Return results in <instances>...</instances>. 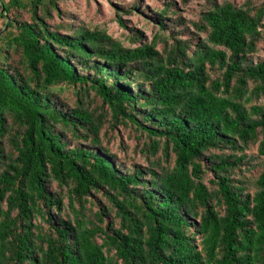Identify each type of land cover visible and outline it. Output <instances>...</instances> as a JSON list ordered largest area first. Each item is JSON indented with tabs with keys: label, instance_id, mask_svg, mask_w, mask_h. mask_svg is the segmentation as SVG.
<instances>
[{
	"label": "trees",
	"instance_id": "obj_1",
	"mask_svg": "<svg viewBox=\"0 0 264 264\" xmlns=\"http://www.w3.org/2000/svg\"><path fill=\"white\" fill-rule=\"evenodd\" d=\"M72 1H0V264H264V1L210 0L197 43L164 3L129 46L53 26Z\"/></svg>",
	"mask_w": 264,
	"mask_h": 264
},
{
	"label": "rangeland",
	"instance_id": "obj_2",
	"mask_svg": "<svg viewBox=\"0 0 264 264\" xmlns=\"http://www.w3.org/2000/svg\"><path fill=\"white\" fill-rule=\"evenodd\" d=\"M7 3L9 0H0ZM210 0H76L72 2L59 3V13L52 12L50 23L53 26L59 24H70L72 27L83 26L89 29H100L108 33L113 38L123 42L125 46H129L128 38L131 31L143 43H149L152 37L157 33V26L153 21V16L158 14L164 7V3H172L176 15H168V19L176 20L181 18V25L176 27L178 38L181 40H192L198 42L203 40L204 36L195 30L192 22H197L199 15L208 7ZM222 2L225 0H213ZM236 5H241L246 1H252L255 5L260 4L264 0H230ZM135 6V10H133ZM131 14H127L126 11ZM23 19H28L29 14L21 12ZM120 18L124 27H121L117 21ZM3 23V22H2ZM0 21V29L4 28ZM167 26H172L171 23ZM172 29H168L170 32ZM64 33L65 31H61ZM264 37V36H263ZM256 58H264V39L259 43ZM60 96L65 98L70 104L73 103L75 95L71 90H64ZM93 100L90 98V102ZM94 103L90 105L92 108ZM143 137L138 136L130 127L108 128L101 133V144L115 154L117 160L125 165H141L146 166L147 160L141 153L143 147ZM255 148H253V152ZM99 197V196H98ZM95 200V198H92ZM104 200V198H102Z\"/></svg>",
	"mask_w": 264,
	"mask_h": 264
}]
</instances>
